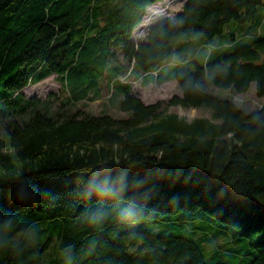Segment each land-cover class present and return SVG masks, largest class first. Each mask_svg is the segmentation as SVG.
Returning <instances> with one entry per match:
<instances>
[{
	"label": "trees",
	"instance_id": "16d2710c",
	"mask_svg": "<svg viewBox=\"0 0 264 264\" xmlns=\"http://www.w3.org/2000/svg\"><path fill=\"white\" fill-rule=\"evenodd\" d=\"M158 1L0 0V264H264V103L214 91L264 97V36L226 28L264 29V0H185L135 41ZM174 60L156 81L181 95L131 93ZM51 75L59 93L24 95ZM104 89L125 116L79 104Z\"/></svg>",
	"mask_w": 264,
	"mask_h": 264
},
{
	"label": "rangeland",
	"instance_id": "374dc122",
	"mask_svg": "<svg viewBox=\"0 0 264 264\" xmlns=\"http://www.w3.org/2000/svg\"><path fill=\"white\" fill-rule=\"evenodd\" d=\"M184 1L185 0H162L154 6H149L146 16L143 18L140 26L134 31V40H139L141 35L144 37L147 28H149L152 24L162 20L167 21L173 19L177 12L181 9ZM263 12L264 6L259 7L258 13L256 15V20L261 18L260 14ZM261 24L264 25V20H262ZM226 28L231 34H236L237 38H239L237 42L239 44L248 43L251 40L248 36L256 31L258 32V36H264V29L261 26L255 27L253 23L245 24L231 21L227 23ZM246 33H248L249 35H245ZM218 38L219 39L216 40H220V42L223 41L221 37ZM184 50L189 51L191 53L190 57H193V60L186 67H190L191 69H193L194 61H201L203 50H201V48L195 49V45H189L184 48ZM135 84L136 94L139 95L138 97H140L145 103H154L158 100L167 101L173 95L180 94V88L179 85H177L178 83L176 82H164L162 84L158 83L144 85L141 84L140 81H137ZM60 86V82L56 80L54 75H51L43 79L39 83L27 86L23 89V93L27 97L36 96L38 98L44 99L51 92L59 93ZM254 88L255 84L252 83L248 92L240 95H233V97L231 96V93L225 91H214L221 93L223 96L233 98V100L238 104L240 108H242L246 112H250L257 107H260L264 103V97L258 98L255 95ZM110 97L111 92H108L106 89H104L103 96L100 99L90 102L82 101L79 104L93 114L106 112L117 118L125 116L126 114L118 109L117 104H113L114 101L111 100L112 103H110ZM116 99L118 100L119 97H117ZM169 111L176 112L180 116L185 117L188 120H191L195 117H210L209 108H184L182 106H172L169 108Z\"/></svg>",
	"mask_w": 264,
	"mask_h": 264
},
{
	"label": "crops",
	"instance_id": "0c3cea01",
	"mask_svg": "<svg viewBox=\"0 0 264 264\" xmlns=\"http://www.w3.org/2000/svg\"><path fill=\"white\" fill-rule=\"evenodd\" d=\"M158 2H160V1H158ZM158 2H157V3H158ZM157 3H155V4H157ZM155 4H153L152 6H154ZM177 13H178V12H177ZM176 15H177V14H176ZM176 15L174 16L173 19H170V20H167V21H168V22H171V23H174V21H175V19H176ZM139 26H140V25H138L136 28H138ZM136 28H135V29H136ZM135 29H134V31H135ZM147 30H148V28H147ZM147 30H146V32H147ZM146 32H145V34H144V37L141 35L139 40H138V39H135V40H136V41H143V40H145ZM133 39H134V32H133ZM178 63H179V62H177L176 60H174L173 62L167 64L166 66H164L161 70H159V71H157V72H152L151 74H148L147 76H145V75L143 76V74H142V75L140 76V78L137 79V80H134V78L128 80V82H130V83L132 84V90H131V93H132L133 95L139 96V95L136 94V90H135V88H136V84H135V83H136L137 81H140V83L142 84L141 81H142L143 78L153 76V77H154V81H152V82L149 83V84H158V82L156 81V78H157L158 76H160V75L170 74V73H171V70H172L173 67H175L176 65L179 66ZM180 63H181V62H180ZM181 64H182V63H181ZM180 66L183 67V64L180 65ZM133 77H135V76H133ZM124 81H125V80H124ZM164 82H176V83H177V81H176L175 79H168V80H165V81L161 82L160 84H162V83H164ZM177 85H178V84H177ZM178 95H181V90H180V94H178Z\"/></svg>",
	"mask_w": 264,
	"mask_h": 264
},
{
	"label": "bare ground",
	"instance_id": "6f19581e",
	"mask_svg": "<svg viewBox=\"0 0 264 264\" xmlns=\"http://www.w3.org/2000/svg\"><path fill=\"white\" fill-rule=\"evenodd\" d=\"M157 3V2H156ZM149 8V7H148ZM148 10V9H147Z\"/></svg>",
	"mask_w": 264,
	"mask_h": 264
}]
</instances>
